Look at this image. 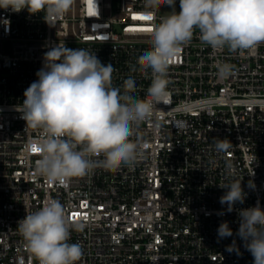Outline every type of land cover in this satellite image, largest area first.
Wrapping results in <instances>:
<instances>
[{
	"label": "built area",
	"instance_id": "built-area-1",
	"mask_svg": "<svg viewBox=\"0 0 264 264\" xmlns=\"http://www.w3.org/2000/svg\"><path fill=\"white\" fill-rule=\"evenodd\" d=\"M96 4L97 9L88 0H74L55 19L43 10L0 9V19L11 21L9 33L0 23V264H38L17 227L50 199L60 201L70 223L83 224L69 240L83 249L77 264H253L236 233L239 209L257 202L264 209V43L244 52L214 51L197 29L169 67V104H158L162 111L135 128L134 164L106 170L98 163L67 186L36 173L38 154L31 148L45 133L27 126L16 109L38 79L47 51L88 49L113 65L114 86L123 91L133 76L132 95L147 96L151 70H131L151 47L152 22L139 19L150 11L145 0ZM170 13L161 6L153 13L155 22ZM222 63L232 66L227 78L218 76ZM217 138L228 139L231 147L218 151ZM233 180H241L246 199L220 215L227 206L219 198L227 190L219 185ZM224 221L233 236L218 239ZM233 240L241 255L226 250Z\"/></svg>",
	"mask_w": 264,
	"mask_h": 264
},
{
	"label": "clouds",
	"instance_id": "clouds-1",
	"mask_svg": "<svg viewBox=\"0 0 264 264\" xmlns=\"http://www.w3.org/2000/svg\"><path fill=\"white\" fill-rule=\"evenodd\" d=\"M74 0H0V9L13 13L27 9L30 14L45 11L47 18L64 16ZM97 9L96 0H92ZM145 0V15L151 17L150 49L137 59L140 71L151 76L147 96L138 99L132 93L136 81L129 76L123 91L113 85L115 68L105 65L95 53L84 48L56 46L44 54V63L37 71L38 79L24 92L17 111L27 126L45 133L35 146L38 159L35 170L51 184L67 186L73 178L83 177L100 163L106 170L132 165L137 159L138 145L133 141L135 128L151 121L162 111L157 105L169 104L171 63L189 45L199 30L200 41L220 50L244 52L264 43V0ZM161 6L171 13L155 22L153 15ZM47 22V19L45 20ZM5 32L11 21L0 19ZM232 66L218 65V76L227 78ZM218 151L231 147L228 139H215ZM33 149V146L31 150ZM103 156L102 161L94 157ZM254 175V173L252 174ZM226 189L219 198L231 213L237 203L243 204L247 193L241 180L219 185ZM249 188H255L252 180ZM239 228L236 233L254 258L253 264H264V209L259 202L254 207L238 210ZM18 230L30 254L38 264H77L83 249L79 243H69L72 230H82L83 224L70 223L60 201L50 199L37 211L19 221ZM218 239L233 236L227 221L218 227ZM228 252L241 255L235 240L226 247Z\"/></svg>",
	"mask_w": 264,
	"mask_h": 264
},
{
	"label": "snow or ice",
	"instance_id": "snow-or-ice-1",
	"mask_svg": "<svg viewBox=\"0 0 264 264\" xmlns=\"http://www.w3.org/2000/svg\"><path fill=\"white\" fill-rule=\"evenodd\" d=\"M88 2H89V5H91L92 4V0H88ZM139 19H143V20H151V17L150 16H141V17H139ZM149 31H151V29H148ZM34 152L35 151H37V149L35 148V146H33V149H32ZM74 216H78L79 215V213H74L73 214Z\"/></svg>",
	"mask_w": 264,
	"mask_h": 264
}]
</instances>
